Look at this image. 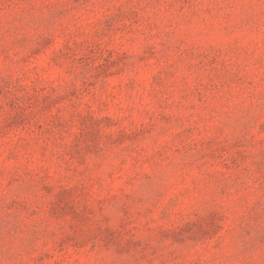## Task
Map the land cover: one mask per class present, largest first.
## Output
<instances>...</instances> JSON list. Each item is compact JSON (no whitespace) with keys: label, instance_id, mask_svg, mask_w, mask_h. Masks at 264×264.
I'll return each mask as SVG.
<instances>
[{"label":"rangeland","instance_id":"374dc122","mask_svg":"<svg viewBox=\"0 0 264 264\" xmlns=\"http://www.w3.org/2000/svg\"><path fill=\"white\" fill-rule=\"evenodd\" d=\"M0 264H264V0H0Z\"/></svg>","mask_w":264,"mask_h":264}]
</instances>
